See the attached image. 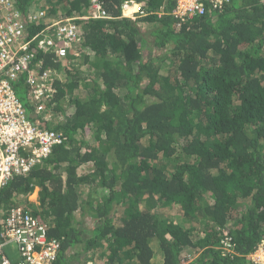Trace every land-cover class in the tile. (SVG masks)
<instances>
[{
  "label": "trees",
  "instance_id": "1",
  "mask_svg": "<svg viewBox=\"0 0 264 264\" xmlns=\"http://www.w3.org/2000/svg\"><path fill=\"white\" fill-rule=\"evenodd\" d=\"M90 1L13 0L29 37L74 19L81 48L63 60L34 50L33 73L52 77L42 100L28 73L11 82L32 123L62 142L1 188L0 211L21 206L43 222L60 245L53 264H255L264 0L205 3L182 21L177 0H98L103 20ZM126 4L145 16H124Z\"/></svg>",
  "mask_w": 264,
  "mask_h": 264
},
{
  "label": "built area",
  "instance_id": "2",
  "mask_svg": "<svg viewBox=\"0 0 264 264\" xmlns=\"http://www.w3.org/2000/svg\"><path fill=\"white\" fill-rule=\"evenodd\" d=\"M229 0H177L173 11L179 20L204 14V4L220 9ZM132 14L144 15L138 6ZM43 14H40L41 17ZM92 18H105L101 4L94 1ZM37 15H27V20L36 22ZM37 25V24H36ZM49 34L44 29L29 37L25 31L23 15L15 9L13 0H0V190L16 174H26L32 166L43 161L53 146L62 142L60 134L37 127L29 119L22 103L17 98L11 82L28 73L27 83L31 85L32 98L44 99L52 81L49 72L40 76L30 67L34 50L54 52L63 59L79 45L80 27L74 19H59L49 22ZM39 68L38 66L36 67ZM38 76V80L34 75ZM37 112L44 106L38 104ZM14 243L17 249V262H12L3 254V247ZM229 247V240L222 242ZM60 245L47 238L46 225L28 213L21 206L0 211V264H53ZM255 264H264V239L251 256Z\"/></svg>",
  "mask_w": 264,
  "mask_h": 264
},
{
  "label": "rangeland",
  "instance_id": "3",
  "mask_svg": "<svg viewBox=\"0 0 264 264\" xmlns=\"http://www.w3.org/2000/svg\"><path fill=\"white\" fill-rule=\"evenodd\" d=\"M146 34H147V40H149V42H152L153 39L151 37H149V35H150L149 31L146 32ZM79 65L81 66L80 69L86 70V67H85L84 64L81 63ZM59 75L61 76V74H59ZM28 200L30 202L35 203V204L38 203L37 202L38 201V189L37 188L34 189L33 193L29 196ZM3 254L5 256H7L12 262H14V260L18 257V253H17V249H16L15 244L14 243H9V244L5 245L3 247ZM0 257H1V255H0Z\"/></svg>",
  "mask_w": 264,
  "mask_h": 264
},
{
  "label": "clouds",
  "instance_id": "4",
  "mask_svg": "<svg viewBox=\"0 0 264 264\" xmlns=\"http://www.w3.org/2000/svg\"><path fill=\"white\" fill-rule=\"evenodd\" d=\"M94 1H97L98 2V0H91L90 1V15H92V7H93V4H94ZM127 5H130V6H132L131 4H126V6ZM126 6H125V8H126ZM129 11H124V13H123V15L124 16H126V15H128V14H131L132 12H131V10H132V8H129L128 9ZM105 12V11H104ZM106 13V12H105ZM140 15V14H139ZM174 15V14H173ZM142 16V15H141ZM143 16H145V15H143ZM175 17V16H174ZM109 18V15L106 13V17L105 18H98V19H108ZM176 18V17H175ZM179 21H181V20H179ZM80 33V32H79ZM79 37H80V35H79ZM80 42H79V45L77 46V48H75V50L73 51V52H70V54H68L65 58H63V59H66V58H68L69 56H74V57H77L79 54H78V51H80ZM58 59H60V58H58ZM63 59H61V60H63ZM56 77H59L60 78V75L57 73V75H56Z\"/></svg>",
  "mask_w": 264,
  "mask_h": 264
}]
</instances>
